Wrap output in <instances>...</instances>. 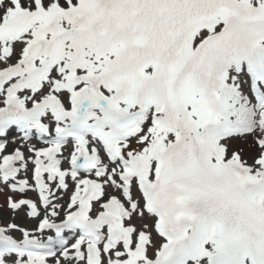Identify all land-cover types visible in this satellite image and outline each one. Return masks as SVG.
Here are the masks:
<instances>
[{"label": "snow or ice", "instance_id": "1", "mask_svg": "<svg viewBox=\"0 0 264 264\" xmlns=\"http://www.w3.org/2000/svg\"><path fill=\"white\" fill-rule=\"evenodd\" d=\"M0 264H264V0H0Z\"/></svg>", "mask_w": 264, "mask_h": 264}]
</instances>
